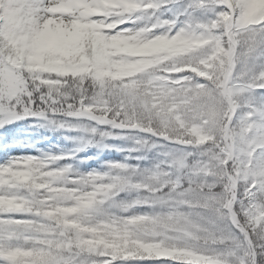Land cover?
Returning a JSON list of instances; mask_svg holds the SVG:
<instances>
[{
  "label": "snow or ice",
  "instance_id": "snow-or-ice-1",
  "mask_svg": "<svg viewBox=\"0 0 264 264\" xmlns=\"http://www.w3.org/2000/svg\"><path fill=\"white\" fill-rule=\"evenodd\" d=\"M0 264H264V0H0Z\"/></svg>",
  "mask_w": 264,
  "mask_h": 264
}]
</instances>
